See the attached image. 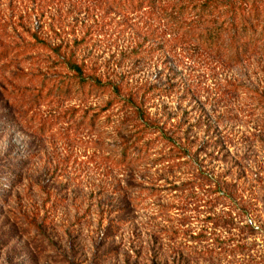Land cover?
Instances as JSON below:
<instances>
[{
    "label": "rangeland",
    "instance_id": "1",
    "mask_svg": "<svg viewBox=\"0 0 264 264\" xmlns=\"http://www.w3.org/2000/svg\"><path fill=\"white\" fill-rule=\"evenodd\" d=\"M112 2L0 0V264H264V55ZM130 92L163 126L140 143Z\"/></svg>",
    "mask_w": 264,
    "mask_h": 264
},
{
    "label": "trees",
    "instance_id": "2",
    "mask_svg": "<svg viewBox=\"0 0 264 264\" xmlns=\"http://www.w3.org/2000/svg\"><path fill=\"white\" fill-rule=\"evenodd\" d=\"M112 3H116L118 11L124 15L146 11L157 21L165 20L175 35L173 42H177V46H196L215 52L234 65L264 55V0H113ZM71 68L81 88L88 87L97 94L112 92L122 96V85L94 78L77 63H71ZM124 99L123 107H130L139 123L138 143L144 139V131L163 128L144 108V102L137 100L136 93L130 92ZM150 141L142 144L139 154L149 151ZM128 148L125 147L119 163L130 159ZM176 151L180 153L179 158L186 153L180 146Z\"/></svg>",
    "mask_w": 264,
    "mask_h": 264
}]
</instances>
